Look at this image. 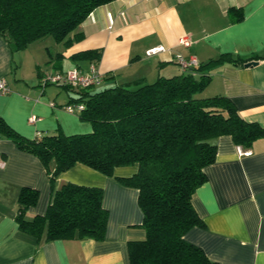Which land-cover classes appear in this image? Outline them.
<instances>
[{"label":"crops","instance_id":"0c3cea01","mask_svg":"<svg viewBox=\"0 0 264 264\" xmlns=\"http://www.w3.org/2000/svg\"><path fill=\"white\" fill-rule=\"evenodd\" d=\"M230 6L240 7L241 20L230 21ZM80 30L83 38L69 46L48 36L50 41H33L15 52L0 35V78L8 86L7 92L0 93V115L20 134L33 138L91 130L78 112L65 109L78 94L62 84L41 85L43 69L86 71L94 61L73 60L71 55L101 49L94 63L102 76L112 74L117 83L151 82L158 75L182 72L176 53L193 55L198 63L223 52L261 53L264 0H113L96 7ZM182 38L189 44L181 43ZM153 47L162 48L147 53ZM207 73L210 79L198 96L226 95L243 118L264 127V59L249 66L223 62ZM31 115L36 119L29 122ZM215 143V159L204 168L207 179L193 196L202 225L191 227L184 238L218 264H264V136L250 148L236 144L230 135L218 136ZM238 148L248 153L240 154ZM136 170L137 164L117 166L106 175L77 162L58 173L51 184L37 156L0 135V264H129L128 240L145 236L143 214L138 189L117 177ZM65 182L102 188V205L108 211L102 240L37 239L19 229L20 188L39 192L37 202L25 211L30 218L45 212L53 191Z\"/></svg>","mask_w":264,"mask_h":264},{"label":"trees","instance_id":"16d2710c","mask_svg":"<svg viewBox=\"0 0 264 264\" xmlns=\"http://www.w3.org/2000/svg\"><path fill=\"white\" fill-rule=\"evenodd\" d=\"M113 0H0V35L12 52L33 41L52 36L69 46L83 38L81 23L98 6ZM231 22L242 19L240 7H228ZM101 49H85L71 59L96 62ZM264 59V51L248 56L220 53L204 63L153 81L137 79L117 83L112 74L98 85L71 88L78 95V111L91 124L83 133H43L28 138L0 115V135L34 154L55 176L77 162L112 175L117 166L137 164L130 176L117 177L138 189L142 211V239L127 243L129 264H218L201 247L184 238L187 230L202 225L193 205L197 187L207 176L205 166L216 154L215 139L230 135L236 144L250 148L264 136V127L241 116L226 95L198 96L207 85V71L223 62L245 65ZM39 197L35 188L18 192L17 222L20 230L45 240L92 238L102 240L108 211L103 190L74 182L53 191L43 214L26 217V209Z\"/></svg>","mask_w":264,"mask_h":264},{"label":"built area","instance_id":"2783aa9c","mask_svg":"<svg viewBox=\"0 0 264 264\" xmlns=\"http://www.w3.org/2000/svg\"><path fill=\"white\" fill-rule=\"evenodd\" d=\"M180 42L188 45L189 40L187 38L180 39ZM162 47H153L147 50V53H152ZM175 61L179 67L186 70L190 67L198 65V60L195 56L191 55L188 57L183 56L180 53L175 54ZM103 76L98 71L96 63L90 62L86 71L78 67H71L64 70H45L41 73L40 84L46 85L52 84H62L67 85L72 88H81L89 85H98L102 82ZM8 91V86L3 78H0V93H5ZM82 103L73 102L65 105V109L69 112H78L83 108ZM36 119L35 115H31L28 120L32 122ZM240 154H247L248 151L238 148Z\"/></svg>","mask_w":264,"mask_h":264},{"label":"rangeland","instance_id":"374dc122","mask_svg":"<svg viewBox=\"0 0 264 264\" xmlns=\"http://www.w3.org/2000/svg\"><path fill=\"white\" fill-rule=\"evenodd\" d=\"M45 37H46V38H45ZM45 37H43V38H41V39H45L46 41H50V38H49L50 36H49V37H48V36H45ZM47 37H48V38H47ZM41 39H39V40H41ZM36 41H37V40H36ZM40 43H41V42H40ZM42 64H43V66H47V65H48V64L46 65L45 63H42ZM68 68H69V67H68ZM49 69H51L50 66H49ZM43 70H47V69H43ZM98 85H99V84H98ZM98 85H97V87H99Z\"/></svg>","mask_w":264,"mask_h":264},{"label":"water","instance_id":"95a60500","mask_svg":"<svg viewBox=\"0 0 264 264\" xmlns=\"http://www.w3.org/2000/svg\"><path fill=\"white\" fill-rule=\"evenodd\" d=\"M257 61H255V60H250V61H247L246 63H245V65L246 66H249V65H251V64H255Z\"/></svg>","mask_w":264,"mask_h":264}]
</instances>
